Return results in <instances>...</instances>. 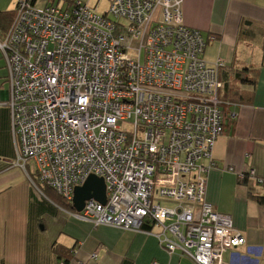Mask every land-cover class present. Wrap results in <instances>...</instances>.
<instances>
[{
	"label": "built area",
	"instance_id": "1",
	"mask_svg": "<svg viewBox=\"0 0 264 264\" xmlns=\"http://www.w3.org/2000/svg\"><path fill=\"white\" fill-rule=\"evenodd\" d=\"M214 40L185 25L183 0H112L104 14L82 0H18L0 38L17 165L72 204L76 187L102 178L106 205L86 202L79 219L159 229L168 253L228 264L246 239L206 199L224 132V62L204 58Z\"/></svg>",
	"mask_w": 264,
	"mask_h": 264
},
{
	"label": "crops",
	"instance_id": "2",
	"mask_svg": "<svg viewBox=\"0 0 264 264\" xmlns=\"http://www.w3.org/2000/svg\"><path fill=\"white\" fill-rule=\"evenodd\" d=\"M94 1L98 5L102 0ZM17 3L3 0L0 12L14 11ZM183 17L187 27L215 39L204 58L211 65L223 60L226 91L244 99L223 108L229 124L213 151L217 168L207 177V201L216 212L229 215L246 239L224 260L244 264L242 259L250 258L252 264H264V184L258 183L264 180V0H183ZM244 20L250 22L249 36L240 39ZM7 84L0 91V264H63L57 246L70 251L68 264H190L180 251L170 254L162 248L154 235L159 229L96 227L38 192L28 172L17 165L11 110L5 105L10 100L8 70ZM230 112L237 113L235 121ZM250 169L255 177L241 181L239 175Z\"/></svg>",
	"mask_w": 264,
	"mask_h": 264
},
{
	"label": "trees",
	"instance_id": "3",
	"mask_svg": "<svg viewBox=\"0 0 264 264\" xmlns=\"http://www.w3.org/2000/svg\"><path fill=\"white\" fill-rule=\"evenodd\" d=\"M31 1L34 4H37V2H38V0H31ZM50 1H51V3H53V2H56V1H60V0H50ZM62 1L65 2V3H72L74 0H62ZM15 11H16V9L14 11L0 12V31H2L3 33H5L9 29V27H10V25H11L13 19H14ZM249 24H250V22L247 21V20H244L242 22V24L240 26V31H239L240 39H243L244 37H246V35L249 36V34H247V33H249V30H248V27L250 26ZM224 68L225 67H222L221 70L219 71V73H220L219 74L220 75V81L222 82V88L219 91V99H220V101L222 103V105H221L222 106L221 107L222 110H223L224 106H228V105H241V103L244 102V99L242 97H238L237 96L238 95L237 93L236 94H229L228 93L229 90L226 91L229 88V86H227V82L222 77L223 76V72H224ZM226 94H228V95L231 96V100H226L227 99ZM228 124L225 123V116H224V128ZM28 170L30 171V169H28ZM30 178H31L32 182L34 183V185L42 193V195L47 198V200L51 201L52 200V197L50 195L56 194V196L59 198V200H58L59 202H55L57 206L75 212L72 203L66 201L63 197H61L60 195H58L52 188H50V187L42 184L40 182L38 176L35 173L31 172L30 173ZM142 229L144 231H150L151 230V227L144 225L142 227ZM55 253H56V255L60 259H62V258L64 259L65 258L63 264H68L69 261L71 260V257L72 256H71L70 251H68L67 249H65L62 246H57L55 248Z\"/></svg>",
	"mask_w": 264,
	"mask_h": 264
},
{
	"label": "water",
	"instance_id": "4",
	"mask_svg": "<svg viewBox=\"0 0 264 264\" xmlns=\"http://www.w3.org/2000/svg\"><path fill=\"white\" fill-rule=\"evenodd\" d=\"M90 200H96L106 205V184L102 178L90 176L84 185L75 188L73 197V208L75 212H82L86 202Z\"/></svg>",
	"mask_w": 264,
	"mask_h": 264
},
{
	"label": "rangeland",
	"instance_id": "5",
	"mask_svg": "<svg viewBox=\"0 0 264 264\" xmlns=\"http://www.w3.org/2000/svg\"><path fill=\"white\" fill-rule=\"evenodd\" d=\"M5 1V0H4ZM47 1L48 0H40L38 2V6L39 7H44L45 4H47ZM61 2H63L62 0H60ZM83 2L87 3L91 8H93L97 13L99 14H104L105 11L108 10V7H109V3L107 2V0H102L98 5H96V1L94 0H91V1H88V0H82ZM3 3V0L0 1V6L1 4ZM8 3L5 2V4H2V6H6ZM49 3V1H48ZM1 11V10H0ZM4 11V10H3ZM195 30V29H194ZM3 35V32L0 31V38L2 37ZM8 88V84H7V69H6V64H5V60L3 58V55H2V52L0 51V91H5L7 90ZM52 197V200L50 202H52L53 204L55 202H59V198L56 196V194H52L50 195ZM156 202V201H155ZM56 204V203H55ZM63 206V205H62ZM64 207V206H63ZM187 261L190 263V264H193L191 262V259H187Z\"/></svg>",
	"mask_w": 264,
	"mask_h": 264
},
{
	"label": "bare ground",
	"instance_id": "6",
	"mask_svg": "<svg viewBox=\"0 0 264 264\" xmlns=\"http://www.w3.org/2000/svg\"><path fill=\"white\" fill-rule=\"evenodd\" d=\"M242 260H243L244 264H252V261H251L250 258H245V259H242ZM255 264H256V262H255Z\"/></svg>",
	"mask_w": 264,
	"mask_h": 264
}]
</instances>
